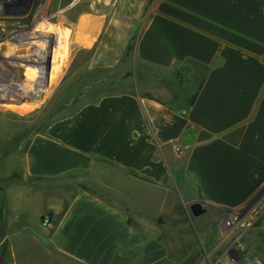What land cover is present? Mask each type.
Returning <instances> with one entry per match:
<instances>
[{"label":"crops","instance_id":"1","mask_svg":"<svg viewBox=\"0 0 264 264\" xmlns=\"http://www.w3.org/2000/svg\"><path fill=\"white\" fill-rule=\"evenodd\" d=\"M78 30L80 105L2 186L0 264H210L183 199L228 212L264 187V0H113Z\"/></svg>","mask_w":264,"mask_h":264},{"label":"rangeland","instance_id":"2","mask_svg":"<svg viewBox=\"0 0 264 264\" xmlns=\"http://www.w3.org/2000/svg\"><path fill=\"white\" fill-rule=\"evenodd\" d=\"M112 2L0 0V89L10 88L25 96L0 95V190L18 183L17 168L31 140L80 105L78 87H67L66 82L75 73L76 64L88 57L79 50L88 39L78 30V18L104 15ZM57 57L59 63L55 64ZM53 66L60 71L51 81ZM183 202L187 222L197 235L211 224L217 247L210 254L214 247L207 248L202 242L210 264L226 259L234 264H264V187L240 208L228 212L209 209V215L198 219L191 217V203Z\"/></svg>","mask_w":264,"mask_h":264},{"label":"bare ground","instance_id":"3","mask_svg":"<svg viewBox=\"0 0 264 264\" xmlns=\"http://www.w3.org/2000/svg\"><path fill=\"white\" fill-rule=\"evenodd\" d=\"M32 57V56H31ZM30 57V58H31ZM42 69V68H41ZM1 70V69H0ZM40 72H41V70H40ZM42 82V81H41ZM42 84V83H41ZM41 87V86H40ZM8 94V95H7ZM21 94H24L23 92H20V91H17V92H13V91H11L10 90V88H1L0 89V95H3V96H6L7 95V97H15V98H24L25 96H22Z\"/></svg>","mask_w":264,"mask_h":264},{"label":"water","instance_id":"4","mask_svg":"<svg viewBox=\"0 0 264 264\" xmlns=\"http://www.w3.org/2000/svg\"><path fill=\"white\" fill-rule=\"evenodd\" d=\"M190 211L193 217H199L200 215L205 213V209L199 203H193L190 206Z\"/></svg>","mask_w":264,"mask_h":264},{"label":"flooded vegetation","instance_id":"5","mask_svg":"<svg viewBox=\"0 0 264 264\" xmlns=\"http://www.w3.org/2000/svg\"><path fill=\"white\" fill-rule=\"evenodd\" d=\"M192 215V214H191ZM207 215H209L208 213H207V211H205V213L204 214H202V215H200L199 217H193V218H203V217H205V216H207ZM193 216V215H192ZM217 262H220V263H222L221 261H217ZM216 262V263H217Z\"/></svg>","mask_w":264,"mask_h":264},{"label":"built area","instance_id":"6","mask_svg":"<svg viewBox=\"0 0 264 264\" xmlns=\"http://www.w3.org/2000/svg\"><path fill=\"white\" fill-rule=\"evenodd\" d=\"M221 264H234V263H233V261L226 259V261L224 263H221Z\"/></svg>","mask_w":264,"mask_h":264},{"label":"trees","instance_id":"7","mask_svg":"<svg viewBox=\"0 0 264 264\" xmlns=\"http://www.w3.org/2000/svg\"><path fill=\"white\" fill-rule=\"evenodd\" d=\"M2 190V189H1Z\"/></svg>","mask_w":264,"mask_h":264}]
</instances>
